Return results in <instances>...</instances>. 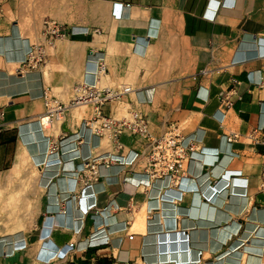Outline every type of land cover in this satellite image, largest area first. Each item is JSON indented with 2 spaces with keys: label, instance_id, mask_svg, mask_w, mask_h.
Segmentation results:
<instances>
[{
  "label": "crops",
  "instance_id": "crops-1",
  "mask_svg": "<svg viewBox=\"0 0 264 264\" xmlns=\"http://www.w3.org/2000/svg\"><path fill=\"white\" fill-rule=\"evenodd\" d=\"M47 19L66 32L53 45ZM39 44L46 56L33 63ZM83 83L131 86L101 106L104 116L126 101L153 136L174 133L212 151L178 185L146 174L139 136L95 135L91 114L79 121L69 108L48 130L42 93L68 103ZM260 128L264 0H5L0 218L14 211L10 172L24 160L37 173H20L35 181L20 236H7L0 220V264H264V144L248 138ZM233 132L241 138L230 144ZM134 223L141 233L130 232Z\"/></svg>",
  "mask_w": 264,
  "mask_h": 264
},
{
  "label": "built area",
  "instance_id": "built-area-1",
  "mask_svg": "<svg viewBox=\"0 0 264 264\" xmlns=\"http://www.w3.org/2000/svg\"><path fill=\"white\" fill-rule=\"evenodd\" d=\"M4 4L5 0H0V18L4 13ZM44 26L46 40L50 45H53L56 39L66 35L63 26L52 19L45 20ZM45 53L44 46L41 44L34 45L29 54L30 61L33 63L42 62L46 56ZM103 62V59L98 62L99 72L102 73L106 71ZM133 91L131 86L99 88L96 84L83 83L76 87L75 97L68 103L53 102L50 95L46 92H43L41 96L47 99L48 112L46 116L51 119V121L63 118L65 111L69 108L81 104H93L95 106V114L92 119L87 120V122H89L90 128L94 131L95 135L107 137L109 140L116 142L123 134L142 136L148 141L146 144V152L143 153V157L146 159V174L151 178H170L172 182L179 183L184 176L189 174L191 163L197 161L204 155L210 154L212 150L202 148L197 151L187 138H181L174 133H168L161 137L153 136L148 128L146 117L139 112L130 111L128 117L120 119H116L115 117L108 118L102 114V105L107 102L122 101L126 94ZM222 101L227 107L231 106L229 97L222 98ZM225 138L228 143L232 144L240 140L241 135L233 132L227 134ZM248 138L251 139L254 144H264V128L257 129L250 133ZM212 155L218 158L220 154L217 151L216 153L213 152ZM137 157L138 155L135 156L132 162H134ZM98 170V174L100 175V166ZM260 188L264 192V156Z\"/></svg>",
  "mask_w": 264,
  "mask_h": 264
},
{
  "label": "rangeland",
  "instance_id": "rangeland-1",
  "mask_svg": "<svg viewBox=\"0 0 264 264\" xmlns=\"http://www.w3.org/2000/svg\"><path fill=\"white\" fill-rule=\"evenodd\" d=\"M82 85V84H80ZM129 86V85H128ZM99 88H102L100 86V84L98 85ZM50 94V98H51ZM67 102V101H66ZM75 108V114L78 117L79 121H82L83 118H89L91 115L95 114V106L93 104H86L85 107H82V105L76 106V107H72L70 109H74ZM130 106L126 103V101H123L120 103V107L118 109V113L116 114V119H120L123 117H128L130 110H129ZM81 111V113H78L79 110ZM91 114V115H90ZM62 121H64V117L57 120L55 119L54 125L48 123V130H54L57 124H60ZM47 126V125H46ZM129 135V134H127ZM140 139H143L144 142H146V144L148 143V141L146 139H144L142 136H139ZM106 141L108 142V140L106 139ZM144 166H146V159H144V164H143V168ZM28 168H33L35 170V174L36 172V168L34 166H30V165H26V170H28ZM26 172H23L22 174H15L12 172H10V174L12 176L9 177L8 183L10 185H12L13 187V193L11 194V196L9 197L8 201L10 203H13L14 206V211L12 212V215H9V218L6 219V217H1V225L7 226L8 228L11 226V229H8V233L6 234L7 236L9 235H15L18 234L20 236L22 230L25 228L24 223L22 222L23 220V216L22 214H24V212L26 213V207H27V203L24 199V197L26 196V190H28V187L30 185H32L33 183H35V181H33L32 178H27L26 176H24ZM5 201V194L3 191H0V203ZM23 207V208H22ZM146 210H147V205L145 206ZM150 216V214L147 213V217ZM6 219V222L4 221ZM8 220V221H7ZM136 221V219H135ZM135 228V223L132 227V229L130 230V232H139V230H134ZM20 233V234H19ZM5 235V236H6ZM18 235H16L18 237Z\"/></svg>",
  "mask_w": 264,
  "mask_h": 264
},
{
  "label": "bare ground",
  "instance_id": "bare-ground-1",
  "mask_svg": "<svg viewBox=\"0 0 264 264\" xmlns=\"http://www.w3.org/2000/svg\"><path fill=\"white\" fill-rule=\"evenodd\" d=\"M82 106H86V104H81ZM46 117V116H45ZM48 120H50L48 117H46V118H44L43 119V121H44V124L45 125H47L48 126ZM21 159V158H20ZM127 158H125V161L127 162ZM21 161V160H20ZM19 161V162H20ZM196 162V161H195ZM25 161L24 160H22L20 163H18V166H17V168L15 169L16 171V175L17 174H20L21 172H22V170L25 168ZM198 163V162H197ZM82 169H81V171H83V170H85V168H86V163L85 162H82ZM188 178V176H184L183 178H182V180H184V179H187ZM160 180H169V181H171L172 182V180L170 179V178H167V179H160ZM182 180H180V182L182 181ZM180 182L178 183V185L180 184ZM174 183V182H173ZM245 260H246V258H245Z\"/></svg>",
  "mask_w": 264,
  "mask_h": 264
}]
</instances>
